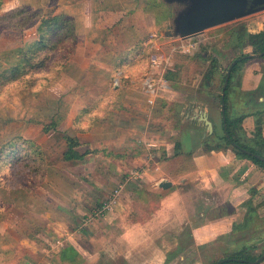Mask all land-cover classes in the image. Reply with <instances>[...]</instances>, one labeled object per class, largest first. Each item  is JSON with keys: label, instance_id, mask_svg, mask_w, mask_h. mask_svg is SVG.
Segmentation results:
<instances>
[{"label": "rangeland", "instance_id": "1", "mask_svg": "<svg viewBox=\"0 0 264 264\" xmlns=\"http://www.w3.org/2000/svg\"><path fill=\"white\" fill-rule=\"evenodd\" d=\"M5 1L0 0V16L8 11L2 8L30 3L43 6L47 15L76 13L82 19V27L79 54L67 63L58 82L57 72L49 73L48 82L56 83L54 87L40 85L18 90L9 85L0 93V99L10 96L12 100L17 92L12 101L0 100V155L3 148L9 149L18 139L26 144L24 160L5 165L7 176L0 186V264H196L222 257L224 248L191 236V224L177 238L166 237V230L159 225L145 230V198L156 197L145 188V135L152 140L161 136L172 151L179 142L183 150L188 147L204 151L206 142L210 143L208 146L217 145L216 140H207L210 134L204 113L209 108L211 117L216 121L221 118L224 76L243 55H256L248 38L264 31V12L206 30L193 39L195 46L187 52L191 39L183 41L176 35V21L187 6L179 2L132 0L133 8L126 6L131 11L129 19L122 21L121 34L111 16L115 9H122L118 0ZM89 6L91 12L87 13ZM144 10L153 14L149 18L150 32L144 28ZM2 32L8 41L15 39L10 38L11 30ZM145 32L149 33L140 42L151 39L145 59L140 63L133 61L135 64L123 70L125 73L117 72L118 60L139 46L137 35ZM27 37H31V32ZM156 42L154 50L152 45ZM177 43H183L182 47L175 48ZM4 49L0 47V56ZM156 50L171 59L167 78L173 91L163 90L147 104L151 97L142 92L143 81L148 78L150 59L158 54ZM214 61L216 68L212 71L216 78L208 86L211 90H207L205 76ZM3 66L1 61L0 70ZM262 71L264 75V64ZM239 80L240 71L232 84ZM148 105L157 106L156 110ZM234 114L237 117V112ZM187 133L191 136L189 145L185 142ZM240 135L244 143L253 145L250 141L255 137H249L244 128ZM65 136L81 141L78 151L87 153L82 161L62 158L67 149ZM136 172L142 178L131 182L112 212L83 228V220L95 207ZM116 215L125 217L117 223L120 226L110 223V216ZM123 226L131 229L127 237L121 235L126 229ZM97 231H102L104 237ZM256 233L257 236L235 238L233 242L237 250L251 247L252 255L261 259L264 230ZM90 234L99 241V248L91 244ZM75 247H82L85 254ZM103 247L105 250L100 253ZM64 249L68 253L74 249L76 254L65 258ZM227 252L232 253V248ZM258 264H264V259Z\"/></svg>", "mask_w": 264, "mask_h": 264}, {"label": "crops", "instance_id": "2", "mask_svg": "<svg viewBox=\"0 0 264 264\" xmlns=\"http://www.w3.org/2000/svg\"><path fill=\"white\" fill-rule=\"evenodd\" d=\"M118 1L122 9H115L114 14L111 16L113 23L115 25L118 24L116 31L122 34L124 32V23L122 21L129 19L128 14L131 11H127L126 6L130 5L133 8L134 4L132 0ZM26 6H32L31 8L35 10L43 8V6H34L27 3L22 6L2 9H8L7 12H10ZM90 9V6L87 7V13L91 12ZM144 11V16L141 15V17L145 18L144 28L146 27L149 31L151 28L149 25L151 20L149 18L153 14L150 11ZM142 13L143 11L137 12L139 15ZM53 15H67L75 19L79 39L76 54H79L82 27L80 23L82 19L76 13L70 11L58 12ZM11 32H13V35L16 34L15 31L11 30ZM30 32L31 37L28 38L27 36ZM149 32H145L143 35L139 33L137 36L140 40L136 42L139 44L141 38L146 37L145 35ZM12 34L10 35L11 40ZM6 36L7 34L0 36V47L5 48L0 56V60L4 65L0 70V74L10 67L12 53L28 45L36 37V32L35 29L26 31L23 34V40L19 44L11 43V41L7 40ZM157 42L155 43V47L158 46ZM191 43H193V39ZM180 44L183 43H177L176 45ZM159 51L161 52V50ZM249 57L250 60L240 71V80L237 84H232V89L234 88L233 97L232 99L228 97V108L230 116L236 117L234 113L237 112V117H246L243 122V128L247 132V135L252 138L255 137L257 120L259 119L263 126L264 135V75H262L264 59L256 55ZM166 80H169L167 76ZM167 84H169V88L166 91L172 92L173 85L170 84V81ZM210 85V83L207 85V90H211L208 87ZM258 96H261V98ZM151 99H155V97H151ZM231 100L233 101L231 102ZM168 103L169 105L171 104L170 102ZM147 104H151V102ZM148 107L154 110L157 106L148 105ZM162 109L164 110V108ZM208 109H206L208 113H204L205 119L203 117V120L206 125V119L212 124L213 131L208 127L211 136L218 129V125H221V121L220 119L216 121L214 117H211L210 110ZM195 118L196 116L192 120H195ZM175 131L177 130L173 129V132ZM164 133H161V135H164ZM206 136L203 138L206 139ZM152 138L145 135V188L148 190V194L156 197L155 199L145 198V230H153L155 225H159L161 226V230H166V233H168H165L166 237L177 238L181 236L184 228L191 224V236L193 238L201 239L204 242L207 241L206 243H210L213 246L219 245L221 248H224L222 249L224 253L229 248H232L233 252L238 251L235 245L236 242H233L235 238L244 236L254 237L257 236L256 232L264 230V224H262L264 220L263 168L249 159L237 156L231 149L205 152L197 148L189 149L187 147V150H183L184 146L182 147L181 142H179L181 150H176V144L172 151L171 145L162 141L161 136L155 137L153 140ZM190 140L191 136L187 133L185 135V142L188 145ZM79 142L81 143L80 140ZM163 181L171 182L172 187L169 189L160 188L159 185ZM124 218V216L119 215L110 216V223L113 225L112 222H115L116 226H120L117 223L124 220ZM195 222L198 225H195ZM124 228L126 229L122 231L121 235L127 237L131 229L129 230L128 227L123 226ZM99 233L104 237L102 231ZM93 234H90V241L93 242L91 244L98 247L99 241L96 240ZM75 249L85 254V250L82 247L79 249L75 247ZM226 249L228 250L226 251ZM104 250L105 247L100 250V253ZM196 264H204V262L200 261Z\"/></svg>", "mask_w": 264, "mask_h": 264}, {"label": "trees", "instance_id": "3", "mask_svg": "<svg viewBox=\"0 0 264 264\" xmlns=\"http://www.w3.org/2000/svg\"><path fill=\"white\" fill-rule=\"evenodd\" d=\"M31 29H35L36 37L28 45L12 53L10 67L0 74V93L9 85L17 86L16 88L18 90L25 87L38 88L40 85L54 87L56 83L48 82L49 73L57 72L59 75V77L57 75L58 82L67 63L76 55L79 39L77 36L76 21L73 17L67 15H47L42 9L35 10L29 6L17 8L0 16V32L12 30L17 34L12 35L15 39L11 43L19 44L23 40V34ZM248 39L249 45L253 47L255 54L264 53V31L257 34H250ZM150 44L151 39H145L138 44L139 46L137 48L130 50V54L127 57L119 59L116 67L117 72H122L135 64L132 63L133 61L136 63L142 62L145 59L147 49H151ZM249 60V56L243 55L234 62V65L230 69V80L226 90V97L224 99L223 96L220 97L221 108L223 102L225 103V110L220 113V130L216 129L214 134L207 139L216 140L217 145L208 146L210 143L206 142L204 151L212 152L231 149L237 156L249 159L264 169V152L261 151L264 149V135L260 119L257 120L255 140L250 141L253 145H248V143L246 144L242 141L243 139H241L240 135V132L243 131V122L246 117H232L229 114L228 108V96L230 95L234 75L241 71ZM211 68V71L205 76L207 84H212L213 78H216L215 75L213 76L214 71H212L216 68L215 61ZM224 78L225 82L227 75ZM16 94L17 92L14 93V97ZM0 100L12 101L10 96ZM224 116L226 122H224ZM64 138L67 142V149L63 153V158L66 161H82L86 157V154H81L78 151L81 145L79 140L69 136H65ZM30 145L35 146L37 149L40 148L35 144ZM25 146L26 144L22 143L21 139H18L9 149H7L8 147L2 149V154L0 155V186L3 185V180L7 176V173H5L6 166H10L12 163L17 165L24 160ZM176 150H181L180 143H177ZM246 151L252 153V155H249ZM2 169L4 170V176ZM62 252L65 258L70 253L73 255L76 254L74 249H71L70 253L67 252V249H64ZM221 256L218 258L212 257L213 259L206 260V263L204 261V264H252L259 260L258 257L252 255L251 247H245L242 250L234 251L230 254L229 252H225Z\"/></svg>", "mask_w": 264, "mask_h": 264}, {"label": "water", "instance_id": "4", "mask_svg": "<svg viewBox=\"0 0 264 264\" xmlns=\"http://www.w3.org/2000/svg\"><path fill=\"white\" fill-rule=\"evenodd\" d=\"M169 2H179L187 5L184 12L176 21L177 36L182 40L196 39L202 36L206 30L226 23L233 22L253 14L264 12V0H168ZM257 57L264 56L256 54ZM230 80V71L223 88V99L226 97V90ZM225 110V103L222 104V111ZM224 122H226L224 116ZM206 123L211 131L212 124L206 119ZM249 155L252 153L246 151ZM264 160V159H263ZM160 188L169 189L172 183L163 181ZM264 256L252 264H258ZM221 264V263H218Z\"/></svg>", "mask_w": 264, "mask_h": 264}, {"label": "built area", "instance_id": "5", "mask_svg": "<svg viewBox=\"0 0 264 264\" xmlns=\"http://www.w3.org/2000/svg\"><path fill=\"white\" fill-rule=\"evenodd\" d=\"M185 41V40H183ZM190 46H186L187 52H191V47L195 46L194 44L190 43ZM182 47V44L176 45L175 48ZM185 47V46H184ZM152 48H155V43L152 45ZM174 48V49H175ZM180 49V48H179ZM155 50V49H154ZM181 50V49H180ZM157 51V50H156ZM186 51H180L181 53H185ZM157 53L153 54V56L150 59V65L151 70L148 74L147 80L143 81V91L146 92L150 97H153L159 92H162L163 90H168L169 86L167 84L166 76L169 70L170 60L167 59L166 55L162 52L160 53L157 51ZM150 102H153V99L150 100ZM137 178H142V174L140 172H136L134 177H130L126 179L124 183H121L118 185L115 190L110 194V196L106 199H103L99 205L95 207L93 212L86 217L83 220V228L84 224L85 226L89 225L93 220H98L103 217H105L107 214L112 212L113 208L119 203V200L123 194V192L126 190L129 184L133 180H136Z\"/></svg>", "mask_w": 264, "mask_h": 264}, {"label": "flooded vegetation", "instance_id": "6", "mask_svg": "<svg viewBox=\"0 0 264 264\" xmlns=\"http://www.w3.org/2000/svg\"><path fill=\"white\" fill-rule=\"evenodd\" d=\"M264 58V56H262Z\"/></svg>", "mask_w": 264, "mask_h": 264}]
</instances>
